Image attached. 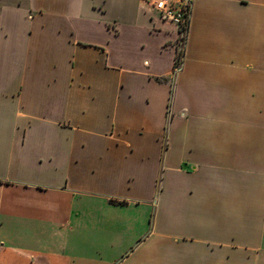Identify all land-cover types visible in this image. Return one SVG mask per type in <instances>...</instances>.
<instances>
[{
    "label": "crops",
    "instance_id": "1",
    "mask_svg": "<svg viewBox=\"0 0 264 264\" xmlns=\"http://www.w3.org/2000/svg\"><path fill=\"white\" fill-rule=\"evenodd\" d=\"M188 1L175 69L148 0H0V264H264V0Z\"/></svg>",
    "mask_w": 264,
    "mask_h": 264
},
{
    "label": "built area",
    "instance_id": "2",
    "mask_svg": "<svg viewBox=\"0 0 264 264\" xmlns=\"http://www.w3.org/2000/svg\"><path fill=\"white\" fill-rule=\"evenodd\" d=\"M147 3L159 14L163 21L175 25L178 33L176 57L180 53L181 58L190 13L189 1L166 2L164 0H148ZM177 67L175 65V69Z\"/></svg>",
    "mask_w": 264,
    "mask_h": 264
},
{
    "label": "trees",
    "instance_id": "3",
    "mask_svg": "<svg viewBox=\"0 0 264 264\" xmlns=\"http://www.w3.org/2000/svg\"><path fill=\"white\" fill-rule=\"evenodd\" d=\"M180 63V53L177 55L176 59H175V65L178 66Z\"/></svg>",
    "mask_w": 264,
    "mask_h": 264
}]
</instances>
